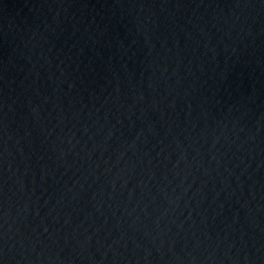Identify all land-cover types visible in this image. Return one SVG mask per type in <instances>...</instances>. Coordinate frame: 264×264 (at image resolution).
<instances>
[{
    "label": "water",
    "instance_id": "water-1",
    "mask_svg": "<svg viewBox=\"0 0 264 264\" xmlns=\"http://www.w3.org/2000/svg\"><path fill=\"white\" fill-rule=\"evenodd\" d=\"M0 264H131L95 127L45 0H0Z\"/></svg>",
    "mask_w": 264,
    "mask_h": 264
}]
</instances>
